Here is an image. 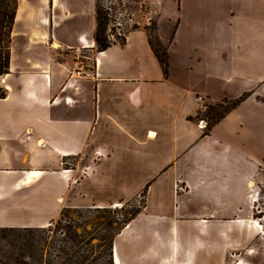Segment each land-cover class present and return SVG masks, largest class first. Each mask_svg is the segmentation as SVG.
I'll use <instances>...</instances> for the list:
<instances>
[{
    "label": "crops",
    "instance_id": "1",
    "mask_svg": "<svg viewBox=\"0 0 264 264\" xmlns=\"http://www.w3.org/2000/svg\"><path fill=\"white\" fill-rule=\"evenodd\" d=\"M97 3L16 0L0 78V228H45L145 189L114 264L250 254L252 227L264 233L250 214L264 181V0H178L166 72L144 27L99 49ZM198 94L207 107L239 101L208 124Z\"/></svg>",
    "mask_w": 264,
    "mask_h": 264
},
{
    "label": "rangeland",
    "instance_id": "2",
    "mask_svg": "<svg viewBox=\"0 0 264 264\" xmlns=\"http://www.w3.org/2000/svg\"><path fill=\"white\" fill-rule=\"evenodd\" d=\"M97 5L107 11L106 35L110 40L120 41L127 30L144 27L152 47L159 53L166 52L178 0H98ZM5 46L6 42L1 41L0 53ZM230 105V101L208 105L203 117L210 124ZM145 193V189L140 190L134 199L118 207L66 209L55 222L41 229L0 228V264H114V237L140 211ZM250 198L257 199L250 206L251 219L260 220L264 228V181L258 182ZM251 241L250 254L244 249L231 252L227 264L239 258L264 264V233L252 227Z\"/></svg>",
    "mask_w": 264,
    "mask_h": 264
},
{
    "label": "trees",
    "instance_id": "3",
    "mask_svg": "<svg viewBox=\"0 0 264 264\" xmlns=\"http://www.w3.org/2000/svg\"><path fill=\"white\" fill-rule=\"evenodd\" d=\"M16 10V0H0V42L5 41V51L0 53V75L8 73L9 62V45H10V31L14 21ZM107 11L102 9L101 6H96V30L94 33V40L99 49H105L110 45L108 35H106V20ZM154 53L160 61L164 72L167 71V54L166 52L159 53L153 48ZM5 88L0 90V97L5 96ZM239 100L233 102L230 107L234 106ZM229 107V108H230ZM221 115H218L214 121H216ZM31 229V228H24ZM37 229V228H33ZM41 229V228H38Z\"/></svg>",
    "mask_w": 264,
    "mask_h": 264
},
{
    "label": "built area",
    "instance_id": "4",
    "mask_svg": "<svg viewBox=\"0 0 264 264\" xmlns=\"http://www.w3.org/2000/svg\"><path fill=\"white\" fill-rule=\"evenodd\" d=\"M72 71H73V74L77 77H79L81 75L82 62H81V58L79 56L76 57L72 63ZM195 100L200 104L201 110L204 111L207 107V104L204 100V97L202 95L198 94V95H196ZM201 122H202V119L199 120V125L201 124Z\"/></svg>",
    "mask_w": 264,
    "mask_h": 264
},
{
    "label": "bare ground",
    "instance_id": "5",
    "mask_svg": "<svg viewBox=\"0 0 264 264\" xmlns=\"http://www.w3.org/2000/svg\"><path fill=\"white\" fill-rule=\"evenodd\" d=\"M254 201L256 200V199H253ZM120 204L119 203H115L113 206L114 207H118ZM255 221V222H254ZM254 221H252V223H253V226H256L257 228H262V225H261V223L260 222H257V221H260V220H258V219H255ZM114 262L116 263V264H118V258H117V256H116V254H115V258H114Z\"/></svg>",
    "mask_w": 264,
    "mask_h": 264
}]
</instances>
